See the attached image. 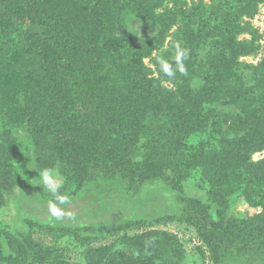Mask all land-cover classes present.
<instances>
[{
  "label": "trees",
  "instance_id": "16d2710c",
  "mask_svg": "<svg viewBox=\"0 0 264 264\" xmlns=\"http://www.w3.org/2000/svg\"><path fill=\"white\" fill-rule=\"evenodd\" d=\"M97 2L103 13L99 15L92 10L84 14L88 17L82 23L63 21L55 13H49L43 0H0V115L4 126L0 133V166L6 167L12 176L9 191L16 187V177H13V167L3 162L19 153L15 130L25 126L24 140L33 147L34 171L38 173L42 168L58 165L63 181L60 191L70 199L86 186L94 194L99 192L97 195L105 189L123 190L128 186L140 190L163 189L177 199L174 215L156 218L153 223L184 222L195 228L205 221L203 224L208 228L197 232L211 264H239L219 244L221 231L223 234L231 231L230 245L243 244L245 250L254 252L256 262L264 264V170L258 179L244 178L237 187L232 186V180L240 182L233 168L242 166L253 151L264 150V109L259 111L257 105L243 107L231 121L225 118L238 127L237 138L230 144H222L226 147L224 155L216 154L220 161L212 173L217 184L212 187L207 182L214 199V208L210 209L217 217L213 221L208 214L210 209L185 197L176 183V179H183L181 176L187 174L186 158L194 157V154L188 156L190 149L187 151L184 143L190 134L195 136L208 118L207 111L201 115L198 108L200 93L195 92L187 104L183 97L179 100L180 94L164 95L153 80L149 79L146 84L141 77L146 70L145 58L149 60L153 52L166 56L162 53V44L167 28L172 29L179 16L185 18L192 11L200 12L202 21L209 16L207 26L220 25L210 35L221 36L220 41L227 45L231 41L225 35L231 26L230 11H244L247 7L252 15L264 0H209V4L200 1L190 9H184L185 3L171 2V9L159 8L163 11L161 14L156 12L161 4L158 0ZM134 22L154 24L157 31L151 37L141 38ZM235 29L237 25L230 30L234 38ZM232 46L238 56L254 55L259 49L253 41L246 40ZM227 55L225 59L229 61L224 64L229 65L231 72L240 74L244 86L255 89L256 79L262 83L264 65L253 67L259 76L250 72L244 77L248 67H236L239 64L231 54V45ZM110 73L120 79L109 78ZM122 82H131L138 88L149 84L150 90L123 88L119 86ZM218 97L216 91H211L208 100L214 104ZM120 122L124 134L121 141L112 143L113 126ZM200 151L204 153L203 146ZM166 169L173 171L170 177L165 174ZM227 182L230 187L224 190ZM240 199L249 208H260V213L252 220L231 216L232 205ZM148 223L142 221L144 226H149ZM29 224L39 227L34 222ZM126 228L131 229L124 223L118 228L106 229V234L114 235ZM2 234L0 264H33L32 258L24 257L23 243L28 245L30 241L12 243L9 235L7 240L5 233ZM171 236L162 231L132 235L124 241L128 254L104 246L88 249L83 257L85 264H151L150 251L156 245L164 247L163 239L168 241ZM159 237L163 239L153 242ZM1 243L11 255L6 256ZM39 257L43 259L42 254ZM51 264L76 263L54 259ZM170 264L180 262L172 259Z\"/></svg>",
  "mask_w": 264,
  "mask_h": 264
},
{
  "label": "rangeland",
  "instance_id": "374dc122",
  "mask_svg": "<svg viewBox=\"0 0 264 264\" xmlns=\"http://www.w3.org/2000/svg\"><path fill=\"white\" fill-rule=\"evenodd\" d=\"M97 1L99 0H43V6L46 11L55 13L63 21L83 23L88 17L84 14L92 10L99 15L103 13V9L100 8ZM126 1L134 2L136 0ZM158 1L161 4L156 8L157 14L163 12L159 8L168 7L171 9L172 3L175 2L185 3L184 9H190L193 4H198L200 1L209 4V0ZM247 14H250L247 7H244V11L234 9L230 11L228 16L231 17V26L225 35L228 34L231 41L227 45L220 41L221 36L218 38L217 35L215 37L210 35L220 25L214 26L215 29L207 26L209 16L204 17V21L200 17V12L197 11H192L185 18L179 16L174 23L175 26L172 25V29L171 27L167 28V36L162 44V53L166 54L164 57L171 62L174 55L173 45L176 42H181L183 47L189 49L190 55L185 61L186 75L177 72L176 77L172 79L163 75L155 52L152 53L149 60L146 58L143 60L146 66L144 74L141 75L143 82L147 84L149 79L153 80L156 88L162 89L164 95L178 96L180 94L179 100L183 97L188 104L190 97L194 96L195 92L200 93L198 108L202 112L201 115L207 111L206 117L208 118L206 124L196 130L195 136L190 134L187 142L184 143L185 149L187 151L190 149L188 156L192 157L194 154V157L186 158V162L189 163H186L184 171L187 174L181 176L183 179L179 178L175 181L179 191L185 197L200 202L208 210L214 208L212 207L214 199L210 195L207 182H211L212 187L217 184L216 176L212 173L214 166L220 161L216 154L224 155L226 147L222 144H230L237 138L235 131L238 127L230 124V121L243 107L257 105L259 111L264 109V79L262 83L260 81L257 83V79L255 80V89L249 85L244 86L245 83L239 77L240 74L231 72L228 69L229 65L224 64L225 61H229L225 58L228 56V47L231 45V54L235 55V60H238L239 64L236 67L240 69L248 67L244 72V77L250 72H253L254 76H259L255 75L253 67L264 65V3L257 7L255 14H250L251 16ZM133 25L141 38L151 37L157 31V27L151 23L134 22ZM234 25H237L235 38L231 35L234 32L230 31ZM242 40L253 41L255 45L259 46L258 51L254 55L239 54L238 56L236 48L232 44ZM12 49L14 48L12 47ZM153 59L156 60L152 64ZM108 76L120 79L111 73ZM162 76L164 80L159 81ZM119 86L131 90L144 89V92L149 89V84L145 88H138V85L131 82H124ZM211 91H216L220 96L217 98V103L213 104L208 100ZM224 97L228 98L223 99ZM186 110H188L187 106ZM225 118H230V121H226ZM3 127L0 115V133L3 131ZM19 127L15 130L19 153L7 162H3L5 165L13 167V177H16L17 185L12 191H9L12 176L6 167L0 166V237L4 232L6 239L8 240L9 235L12 243L30 241L28 245L23 243L24 257L32 258L33 264H51L54 259L55 262L64 260L69 263L85 264L83 257L85 251L104 246L112 247L111 249L117 253L128 254V247L124 243L125 238L146 234L149 231H162L172 235L168 241L162 237L153 240L156 242L162 238L165 241L162 242L164 247L156 245L155 250L150 251L151 264H170L172 259H178L180 264H211L209 255L197 232L208 228L207 224H203L206 223L205 221H201L200 225L195 228L184 222L162 224L152 222L165 215H174L177 199L171 194L167 195L163 189L140 190L128 186L123 190L105 189L102 190L101 195H97L99 192L94 194V191L86 186L78 192L75 198H71L70 204L62 206L66 212L73 214L71 217L65 215L59 220L53 218L48 211V202L52 196L46 188L39 185L38 173L34 171L33 147L24 140L27 136L25 126ZM123 134L122 122L115 123L111 137L112 143L121 141ZM202 146L205 154L200 151ZM193 165L198 167H193ZM262 170H264V150H255L250 153L242 166L233 168V173L239 177L240 182L236 181L238 184H235L236 182L234 183L232 180V186L237 187L244 178L258 179ZM172 173V170H165V174L169 177ZM229 187V182L223 185L224 190ZM233 207L231 216H239V218L246 216L250 217V220L261 211L260 208H249L242 199L236 201L235 205H232ZM178 209L177 206L175 210ZM213 212L214 210L210 209L208 214L211 220L216 221L217 217ZM142 221H149L150 227L144 226ZM29 222L38 224L40 228H33ZM124 223L128 224L132 230L119 229L118 233L114 235L106 234V229L118 228ZM81 227L88 229L81 230ZM96 227L100 230L94 231L93 229ZM224 233L220 232L219 244L228 249V254L232 258L236 259L239 264H249L253 258L250 264H259L256 262L258 260L254 257V252L245 250L243 244L230 245L231 240H228V237L232 233L231 231H224ZM250 238L255 240L254 237ZM1 244L5 248L6 256L11 255L3 243ZM255 244L258 246L257 243ZM40 254L43 255L41 260Z\"/></svg>",
  "mask_w": 264,
  "mask_h": 264
},
{
  "label": "clouds",
  "instance_id": "9594fccd",
  "mask_svg": "<svg viewBox=\"0 0 264 264\" xmlns=\"http://www.w3.org/2000/svg\"><path fill=\"white\" fill-rule=\"evenodd\" d=\"M173 48L174 55L171 62L162 55L157 56L160 71L170 79L175 78L177 72L182 75L187 74L185 61L190 55L189 49L183 47L179 41L173 45ZM38 176L40 181L39 185L42 186V188H46L53 197V199L48 202L49 214L57 220L65 215L71 217L73 214L71 212H66L64 207H62L70 204L71 199L69 195L63 194L60 191L62 188V176L59 166L54 165L52 167L42 168L39 170Z\"/></svg>",
  "mask_w": 264,
  "mask_h": 264
}]
</instances>
